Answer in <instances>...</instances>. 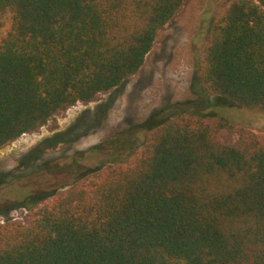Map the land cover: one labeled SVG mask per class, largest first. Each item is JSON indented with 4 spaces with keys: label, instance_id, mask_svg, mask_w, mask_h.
Here are the masks:
<instances>
[{
    "label": "trees",
    "instance_id": "1",
    "mask_svg": "<svg viewBox=\"0 0 264 264\" xmlns=\"http://www.w3.org/2000/svg\"><path fill=\"white\" fill-rule=\"evenodd\" d=\"M183 0H0V149L142 67ZM200 86L264 115V0H231L209 28ZM0 264H264V141L209 114L150 127L23 219L0 223Z\"/></svg>",
    "mask_w": 264,
    "mask_h": 264
},
{
    "label": "rangeland",
    "instance_id": "2",
    "mask_svg": "<svg viewBox=\"0 0 264 264\" xmlns=\"http://www.w3.org/2000/svg\"><path fill=\"white\" fill-rule=\"evenodd\" d=\"M230 1L183 0L136 74L2 147L0 223L23 219L33 206L108 163H125L150 127L179 112L217 116L226 127L242 126L264 141V115L208 94L198 79L209 28ZM12 23L10 12L0 15V43Z\"/></svg>",
    "mask_w": 264,
    "mask_h": 264
}]
</instances>
